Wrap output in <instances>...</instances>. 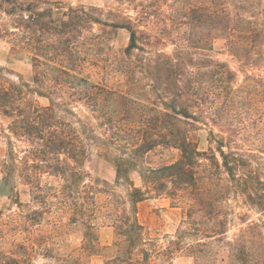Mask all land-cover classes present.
Returning a JSON list of instances; mask_svg holds the SVG:
<instances>
[{"label": "trees", "instance_id": "1", "mask_svg": "<svg viewBox=\"0 0 264 264\" xmlns=\"http://www.w3.org/2000/svg\"><path fill=\"white\" fill-rule=\"evenodd\" d=\"M151 1L154 6L165 1L170 14L160 17L144 10L142 19L148 15L160 18L166 23L162 32L167 35L171 34L167 19L172 28H184L181 42H175L177 47L171 53L157 49L155 43L161 38L138 27L131 17L104 22L98 8L84 5L0 0V11L12 18L20 31L18 38H24L27 49L39 44L41 55L34 56L39 71L35 81L52 86L47 94L38 92L48 97V105L38 104L24 83L0 89V107L10 119L7 151L1 164L4 180L8 183L18 173L41 189L44 174L60 176L65 183L57 194L73 199L84 223L95 216L98 198L107 194L116 237L111 247H105L111 256L105 264H149L153 254L171 263L183 250L196 264L215 261L221 251L237 264H264V219L248 224L229 239L226 221L221 218V203L230 192L244 195L264 216V169L254 167L247 158L250 154L235 150L213 129L209 131L210 151L200 149L198 140L183 126L191 120L194 125H209V120L220 126L231 124V114L235 113L231 120L235 121L237 112L251 114L254 109L258 115L256 111L264 102V77L246 73L243 83L237 84L234 70L208 51L216 40L224 39L230 52L243 63L262 67L264 11L255 15V0ZM95 24L130 32L124 51L130 63L122 68L126 89L108 87L84 74L100 49L99 38H90L98 49L86 36ZM76 102H82L99 120L103 133L97 134L95 126L77 115L72 108ZM263 124L262 119L255 120L256 126ZM18 141L26 144L21 150ZM99 142L115 145L121 151L113 166L118 181L123 179L131 185V211L125 205L121 207L125 200L112 192L107 182L101 186L85 169L88 147ZM158 145L178 148L179 159L160 167L144 166L140 159ZM91 166L96 172L97 166ZM134 167H141L143 180L151 184L146 189L131 181ZM223 170L228 176L226 185L219 181L224 180ZM152 189L166 194L173 203L188 205L184 221L187 226L167 247L137 217V204L147 199ZM35 198L47 202L40 192ZM43 214V210L34 209L31 217L39 220ZM189 236L203 237L185 244ZM63 261L90 264L79 256ZM0 264L22 261L0 250Z\"/></svg>", "mask_w": 264, "mask_h": 264}, {"label": "rangeland", "instance_id": "2", "mask_svg": "<svg viewBox=\"0 0 264 264\" xmlns=\"http://www.w3.org/2000/svg\"><path fill=\"white\" fill-rule=\"evenodd\" d=\"M50 2H62L65 5H84L87 8H98V14L104 22H112L119 16L131 17L135 24L153 35L158 36L160 41L155 43L157 49L171 53L180 43L184 28H172L171 21L166 20L171 28V34L162 32L165 24L160 18L148 15L149 18L142 19L140 14L148 10L152 14L165 17L170 14V9L165 1H159L155 6L151 0H45ZM264 11V1L255 0V15ZM15 24L10 16L0 11V89L9 88L12 83H24L32 91L31 97L40 105H48L49 99L38 92L50 91L52 86H45L44 83H37L38 66L35 65L37 58L41 55L39 44L33 49H27L23 43L24 38L19 39L20 31L15 29ZM10 30L19 35L12 34ZM94 34V35H92ZM87 39L96 40L100 49L99 53L93 56V61L87 64L84 74H89L93 80L109 85L111 88L126 89V74L122 72L125 64L130 59L125 55V48L130 40V32L120 28L114 30L109 25L95 24L91 30L86 31ZM96 36V37H95ZM155 39V38H154ZM163 40V41H162ZM174 40V41H171ZM208 53L216 60L226 62L237 75L236 82L241 84L245 74L264 77V65L260 68L243 63L234 56L227 47L224 39H218L212 50ZM138 59V57H137ZM39 72V71H38ZM74 106V107H73ZM77 115L83 120L91 123L96 128L97 134L104 132L99 126V120L95 119L92 112L82 102L72 104ZM255 109L251 114L237 112L235 121H231L236 115L231 114V124L215 125L210 120L209 125L197 123H185L193 138L199 142L202 150L210 151V129L224 136L226 140L238 152L248 153V160L255 167L264 169V124L255 125V120L264 121V102L261 109ZM10 119L2 112L0 107V250L10 256L18 257L22 264H67L63 260L70 256L82 257L90 264H105L109 259V249L115 241V228L113 217L109 215L112 205L107 194H102L97 201L98 210L95 216L87 218L84 223V216L74 204L72 198L66 195L57 194L64 185V181L58 175L44 174L41 183L42 188H36L18 173L10 182H5L1 164L7 151V135ZM17 148L21 150L26 144L17 142ZM228 149V148H226ZM121 155L119 147L104 143H91L88 147V157L85 162V169L92 172V179H97L99 184H109V189L115 194L121 195L128 211H131L132 204L129 202L128 193L131 190L129 181L121 179L118 181L116 169L113 166L118 156ZM102 157V158H100ZM180 157L178 148L167 145H158L140 159L144 166L160 167L170 164ZM100 158V160H99ZM208 161L205 160L206 164ZM97 171L94 172V167ZM141 167H134L130 171L131 181L137 187L150 186L141 176ZM201 173H205L202 172ZM224 180L221 184H228L226 172L221 173ZM91 179V178H90ZM87 178V181H90ZM153 188V187H151ZM40 192L46 197L47 202L35 198V193ZM159 191L150 190L149 197L137 204V217L144 224L150 234L159 240L163 247L169 245L170 240H176L181 228L186 227V203H173L166 194H157ZM122 200V199H121ZM223 214L221 218L226 221L228 229L227 237L233 239L241 233L248 224L255 223L263 214L259 213L254 206L250 205L245 196L237 193H227L222 201ZM34 209L43 210V216L39 220L31 217ZM90 224L92 227H90ZM203 236H189L184 239L185 244L196 242L197 238ZM207 240V239H206ZM227 252L221 251L215 261H208V264H237L232 261ZM207 262V261H206ZM127 264V263H125ZM149 264H196L187 250L177 252L171 263H167L158 254H153Z\"/></svg>", "mask_w": 264, "mask_h": 264}]
</instances>
